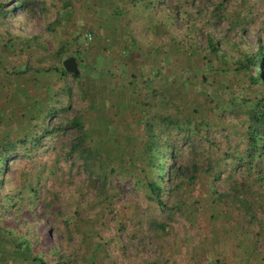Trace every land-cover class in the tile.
Wrapping results in <instances>:
<instances>
[{"label":"trees","instance_id":"16d2710c","mask_svg":"<svg viewBox=\"0 0 264 264\" xmlns=\"http://www.w3.org/2000/svg\"><path fill=\"white\" fill-rule=\"evenodd\" d=\"M6 1H0V25L16 9L31 19L34 17L31 6L34 0H15L9 10L4 9ZM248 1L198 0L193 3V0H174L170 3L166 0H96L99 9L94 10L93 15L105 23L112 22L117 28L119 22L128 17L122 28L125 31L122 35L126 36L121 43V52L118 51L125 62L126 55L145 56V52L164 55L165 64L170 62V57L182 55L187 64L182 66L181 58L177 62L175 58L169 70L176 68L187 72L189 69L201 75L205 82L211 79L209 75L220 78L214 80L217 82L223 81L222 75L229 74L228 84L245 80L247 89L255 94L253 97L233 94L224 99L219 96L222 99L219 100L216 95L220 94L212 95L207 90L192 94L189 89L178 88L180 93H175V96H178L179 108L173 110L166 100L165 104L162 102L149 107L144 99L142 103L134 102L129 111L132 113L129 123L116 120L118 111L130 108L126 104H130L129 100L125 101L127 97L123 102L117 95L114 101H104L102 98L97 104L91 101L86 105L89 114L97 110L96 119L102 123V133L94 136V132H91L93 129L89 130V126L87 130L84 126L85 112L82 111L67 119L66 128L58 121L47 126L38 124L46 115L42 112L49 111L52 106L50 102L65 94L59 89V82H65L66 85L67 76L74 80L79 77L66 72L61 66L32 68L41 69L45 76H51L49 88L54 95L50 94L49 103L42 101L40 107L35 108L39 112L38 117L32 116L31 110L27 111L28 122L17 125L18 130L22 128L24 133L15 134L6 127L4 133L0 134V264H97L105 244L110 241L103 239L102 232L107 222L101 219L112 213L114 218L110 221L120 231L127 229V225H135L142 231L143 223L146 222L154 236L159 233L165 235L166 222L146 218L136 207H129L126 214L115 212V205L125 195L124 185L127 183L131 184L132 190L141 192L148 206L164 214L168 221H172L174 215L179 213L185 219L198 217V207L191 212L186 211V207L191 204L199 206L198 201L189 199H201L206 195L210 196L215 208L229 203L234 205L237 201V208H240L239 202L244 200L254 203L253 209L260 207L262 210L255 197L262 201L264 195V27L262 30L258 28L255 47L244 41L247 31L256 28L258 19V14L253 12ZM56 2L59 16L68 22L72 14L71 3L64 0ZM137 15L143 19L141 26H146L150 35L140 33L138 36L137 28L131 27ZM178 21L183 25L181 36L176 33ZM222 22L227 24V29L219 28ZM210 27H217L218 32L224 31L225 34L221 32L220 38H217L216 32L209 31ZM227 32H231V36ZM5 35L9 39L2 42L3 48L14 50L12 38L16 39L17 36ZM198 36L205 37L203 46L198 44ZM19 40L18 45L23 47L22 53L29 50L30 44L34 42L27 37ZM132 44L136 49L131 48ZM144 44L148 47L142 46ZM77 58L76 61L82 64ZM113 58L116 61V56L112 54ZM32 63L30 67L35 66ZM149 64V67L154 65L153 62ZM159 64L161 69L163 64ZM200 65L204 68H199ZM28 69H24V72ZM130 77L133 81L136 79L135 75ZM36 81L33 84L38 90ZM81 92L82 95L89 93L85 87ZM188 93L193 97L189 98ZM24 99L28 101V95ZM61 102L56 101L58 106ZM58 106L50 109L55 110V117L59 116L57 112L61 115L68 111V105ZM203 109L214 114L217 122H212ZM67 128L74 129L78 134L71 139L64 152L67 159L73 157L68 172L79 162L87 178L86 183L70 192L69 208H59L52 217L53 222H50V210L58 197L68 186L75 184L70 178L64 182L55 177L57 159L53 158L51 163L44 160V166L41 165L40 172L33 178L20 171V164L14 161L24 157L34 160V165H38L40 161L35 158L36 155H46L48 152L45 145L47 137ZM211 129L225 133L224 148L207 135ZM197 139L205 144L197 147ZM12 171L17 172V175L13 177ZM53 177L58 179L59 189L46 186L48 178ZM202 181L206 183L205 187L201 186ZM218 184L224 186L223 191L218 190ZM198 186H201L202 191L195 193ZM89 191L92 195L87 198ZM254 193L257 195L252 196ZM124 220H128L127 225ZM52 232H55L54 238ZM74 240H77L76 243ZM86 254L92 260L87 261L84 257Z\"/></svg>","mask_w":264,"mask_h":264},{"label":"rangeland","instance_id":"374dc122","mask_svg":"<svg viewBox=\"0 0 264 264\" xmlns=\"http://www.w3.org/2000/svg\"><path fill=\"white\" fill-rule=\"evenodd\" d=\"M14 1L7 0L4 9L9 10ZM64 1L71 3L72 14L68 22H64L63 18L59 16L60 10L58 9L56 0H34L31 4L35 13L32 19L26 16L23 11L16 9L12 15L9 14L5 18L3 25H0L1 43L9 39V36L5 34H9L11 37L17 36L16 39L12 38V44H15V49L5 50L12 51L10 53L15 58L19 57L31 63L33 61L36 62V67L53 68L54 60L59 61L60 58L64 57L63 62L69 56L78 57V51L84 54L81 56L83 63L78 62L80 74L77 77L79 79L76 78L74 80L70 76H67L65 79L66 85L65 82H59V89L65 94L50 102L52 105L50 109L52 107L55 109L58 106L56 101L62 100L59 106L68 105V111L61 115L57 112L58 117H55L53 113L55 110L50 111L49 109L50 112L43 111L42 114L46 115L42 116L43 118L38 121L39 125L44 124L47 126L51 122L54 124V122L58 121L62 124L63 128H66L65 123L67 119L82 111L83 113L85 112L84 126L87 130L90 126L89 130L93 129L91 132H94L93 135L97 136L102 133V123L96 119L98 115L97 110L95 109L92 114H89L86 111V105L91 101L97 104L102 98L105 99L104 101L107 100V97L108 101L111 98L114 101L113 98L117 95L122 101L127 97L126 101L129 100L131 105L129 103L126 104L130 108L118 111L116 113V120L117 122L123 121L122 123H129L131 121L129 117L132 115L129 111L135 104L134 102L142 103L145 99V102L149 103L148 106L150 107L162 102L165 104L166 100L168 102L167 105L173 110L176 107L179 108L178 96H175V93H180V89L178 88L189 89L192 91V94L193 92L200 93L207 90L212 95L214 93L220 94L216 95L219 100H222L219 96L224 99L233 94L242 97H253L255 94L254 91L247 89L245 80L237 84L235 82L228 84L229 74H227L228 77L226 74L222 75L223 81L217 82L214 80L220 78L216 77V75H209L211 79L205 82L200 77L201 75L198 73L196 75V72H192L189 69L187 72H182V70L176 68L169 70L168 68H171L172 64L175 63V60H173L175 58L176 62L181 58L180 62L182 66L187 64L186 59L182 55L175 56V58L170 57V62L165 64L163 61L164 55L145 52V56L139 54L135 56L133 54V57H128L126 55L127 61L125 62L118 55V51L121 52V43L126 36L125 34L122 35L125 32L122 28H124L128 17H124L116 28L114 23V25L112 22H110L111 24L105 23V21L93 15L94 10L99 9L96 0ZM166 2L172 3L174 0H166ZM194 2L197 3L198 0H193ZM248 4L252 5L253 12L258 14V19L256 20V28L247 31L244 41L248 45L255 47L256 34L259 33L258 28L262 30L264 27V0H249ZM132 21L131 27L137 28L139 31L137 32L139 33L138 36L141 35L140 33L150 35L147 33L146 26H141L143 19H141L140 15L135 16ZM176 25V33L181 36L183 32L180 29L183 25L180 21ZM219 28L225 30L227 29V24L222 22ZM218 30L217 27H210L209 29V31L216 32L215 37L220 38L219 33L223 32L225 34V32H218ZM84 32H90L93 37L92 42L86 46L84 44ZM226 34L231 36V32H227ZM24 37L32 38L34 42L30 44L29 50H25V53H22L23 47L19 46L18 43L20 42L19 39L21 38L22 40ZM151 39L154 40L153 38ZM197 42L200 46H203L205 37L198 36ZM243 44L245 43L243 42ZM142 46L148 47L146 44ZM131 48L136 49L133 44ZM97 50H99L97 55H99V59L101 60L99 62H96L95 57L90 59V51ZM112 54L116 56V61H114V58L111 59ZM149 62H153L154 65L149 67ZM159 62L163 64L161 69L159 68ZM23 65L21 64V66ZM198 67L202 68L203 66L200 65ZM24 71L23 69L20 79L31 80L29 83L26 81V83L21 84L24 89L32 90L29 95H33L35 92L36 88H34L35 84H33L35 79H37L36 82L39 85L37 88L40 92H46V89L50 87L51 76L48 74L45 76L43 70L29 68L26 72ZM96 72H99V75H96ZM131 75H135L136 79L134 81L130 77ZM81 85L90 94L86 93L82 95L81 90L83 88H81ZM159 88L162 89L159 90ZM49 91L48 95H54L51 88H49ZM100 93L101 96L99 97ZM20 94L23 98L25 97L23 93L20 92ZM188 94L190 95L189 98L193 97L192 94ZM99 99L100 101H98ZM38 105H36V108H38ZM31 112L39 114L35 108L34 112L33 110ZM203 112L212 122H217L214 114L209 113L206 109H203ZM121 115H123L122 119H120ZM25 122H28L27 114L21 118L17 117L13 119L12 124L6 126L13 133L20 134L24 133V130H21L22 128L18 130L17 125H24L26 124ZM76 133L74 129L67 128L53 136L47 137L45 145L48 147V152H46V155L44 153L36 155L35 158L40 161L38 165H34V160L25 159L24 157L16 158L14 161L20 164V171L28 173L33 178L44 166L42 165L44 160H48L47 162L51 163L53 158L57 159V176L55 177L64 182H67L70 178V181L75 184V186H68L67 190L58 197L56 204L50 210V222H53L52 217H54L55 212L59 208H69L67 204L70 203L68 201L70 192L86 183L87 174L79 162L68 172V165L73 160V157L67 159L64 154L72 142L71 139L75 135H78ZM207 135L217 145L224 148L225 138L223 136H225V133L223 131L211 129ZM204 144V141L200 139H197L195 142L197 147ZM11 174L14 177L15 174L17 175V172L12 171ZM55 177L48 178L49 180L46 182L47 187L59 189V181ZM64 185L68 184L64 183ZM205 185L206 183L202 181L201 186L205 187ZM201 186L196 188L195 193L202 191ZM218 190L223 191L224 186L218 184ZM124 194L122 199L115 205V212H125L124 214H126L129 212V207H136L138 212H142L147 216L146 218H155L166 222L167 233L165 235L159 233L154 236L153 231H151L149 224L146 222L143 223L142 231H139V227L127 225L128 220H124L127 229L120 231L110 221V219L114 218L113 213L108 214L101 219L103 222H107L102 235L104 240L110 239V241H107L105 244V250L98 257L97 264H264V195L261 194L263 197L262 201L255 197L257 204H260L262 210H260V207L253 209L254 203L244 200L239 202L240 208H237L238 201L234 205L229 203L227 206L223 205L215 208L211 203L210 196L207 197L206 195L201 197V199L196 197L192 200L189 199V201L196 200L199 206L188 205L186 211L191 212L198 207V217L195 219H185L179 213L174 215L172 221H168L160 211L155 210L151 206L149 207L147 201L143 199L141 192L132 190L130 183L124 185ZM91 195L92 192L89 191L87 198ZM123 206L127 207V209ZM37 210L39 211L40 207ZM68 212H71V209H68ZM210 216H213V219H210ZM55 236V232H52V238ZM76 241L74 240V243ZM84 257H86L87 261L92 260L88 254ZM49 264L52 263L49 262Z\"/></svg>","mask_w":264,"mask_h":264},{"label":"crops","instance_id":"0c3cea01","mask_svg":"<svg viewBox=\"0 0 264 264\" xmlns=\"http://www.w3.org/2000/svg\"><path fill=\"white\" fill-rule=\"evenodd\" d=\"M98 51L99 50L90 51L91 54L90 59L95 57L96 62L101 61L99 59L100 58L99 55H97ZM10 52L12 51H6L5 48H3V43L0 42V134L4 133L3 130L4 128L7 127L6 125L12 124L13 119H16L17 117L21 118L23 117V115L25 116L26 114H28L27 113L28 110L29 111L34 110V108L37 107L36 105L40 104L42 101H44L45 103H49L48 98L51 97L50 94L48 95L46 92H40V90H36V89L33 95H29L32 90L24 89L21 83L24 82L26 83V81H28L29 83L31 79H20L21 78L20 74L23 72V69L26 70V68H33L30 67L31 62L24 61L19 57L15 58L12 56ZM80 54L81 55L77 54L78 57H80L77 59L82 61L81 56H83L84 54L82 53ZM69 57H73L76 60L75 56H69ZM63 59L64 57L60 58L59 61L54 60L53 67L59 68V64H60V66L63 68L62 66ZM78 62L79 61H76L77 66H78ZM21 64L24 65L21 66ZM34 64H35L34 67H36L37 64L36 62L33 61L32 65ZM38 68L43 69V67H38ZM20 92L23 93L24 95L28 94L29 100L28 101L25 100L21 96ZM132 93L134 92L132 91ZM100 96L101 93L99 97ZM113 100H116L115 96ZM38 107L40 106L38 105ZM31 115L32 116L36 115V117H38L36 113H31Z\"/></svg>","mask_w":264,"mask_h":264},{"label":"water","instance_id":"95a60500","mask_svg":"<svg viewBox=\"0 0 264 264\" xmlns=\"http://www.w3.org/2000/svg\"><path fill=\"white\" fill-rule=\"evenodd\" d=\"M63 69L73 74L74 76H77L79 74L78 66L76 63V60L73 57H68L62 62Z\"/></svg>","mask_w":264,"mask_h":264},{"label":"built area","instance_id":"2783aa9c","mask_svg":"<svg viewBox=\"0 0 264 264\" xmlns=\"http://www.w3.org/2000/svg\"><path fill=\"white\" fill-rule=\"evenodd\" d=\"M92 40V35H91V33H86L85 35H84V41H85V45H88L89 44V42Z\"/></svg>","mask_w":264,"mask_h":264}]
</instances>
